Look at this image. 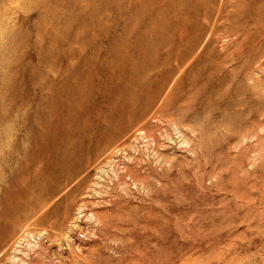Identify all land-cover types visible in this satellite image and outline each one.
Here are the masks:
<instances>
[{"label":"rangeland","instance_id":"1","mask_svg":"<svg viewBox=\"0 0 264 264\" xmlns=\"http://www.w3.org/2000/svg\"><path fill=\"white\" fill-rule=\"evenodd\" d=\"M0 264H264V0H0Z\"/></svg>","mask_w":264,"mask_h":264}]
</instances>
